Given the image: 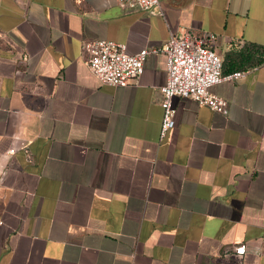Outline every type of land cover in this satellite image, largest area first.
I'll list each match as a JSON object with an SVG mask.
<instances>
[{
	"label": "crops",
	"instance_id": "1",
	"mask_svg": "<svg viewBox=\"0 0 264 264\" xmlns=\"http://www.w3.org/2000/svg\"><path fill=\"white\" fill-rule=\"evenodd\" d=\"M159 10L0 0V264H264V61L212 87L224 113L173 96L160 136L164 54L115 86L82 49L208 31L224 58L264 47V0Z\"/></svg>",
	"mask_w": 264,
	"mask_h": 264
},
{
	"label": "built area",
	"instance_id": "2",
	"mask_svg": "<svg viewBox=\"0 0 264 264\" xmlns=\"http://www.w3.org/2000/svg\"><path fill=\"white\" fill-rule=\"evenodd\" d=\"M122 8L159 10L161 0H115ZM216 35L212 32H185L175 34L169 30L160 48H144L137 53H127L124 43L109 39H92L83 42L87 66L100 83L126 85L143 71V63L151 52H162L166 63V82L159 88L162 118L160 136L174 126L175 95L190 97L199 104L224 113L226 100L211 89L224 80H236L248 70L222 71V58L215 50ZM15 148L12 147V152ZM28 152V151H27ZM30 159V156L28 155ZM239 247L237 250L241 251Z\"/></svg>",
	"mask_w": 264,
	"mask_h": 264
},
{
	"label": "trees",
	"instance_id": "3",
	"mask_svg": "<svg viewBox=\"0 0 264 264\" xmlns=\"http://www.w3.org/2000/svg\"><path fill=\"white\" fill-rule=\"evenodd\" d=\"M264 61V47L257 45L244 46L237 52H231L222 58L223 73L235 70H248Z\"/></svg>",
	"mask_w": 264,
	"mask_h": 264
}]
</instances>
